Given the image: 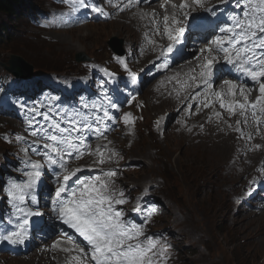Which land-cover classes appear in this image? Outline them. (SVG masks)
Segmentation results:
<instances>
[{
    "label": "snow or ice",
    "instance_id": "1",
    "mask_svg": "<svg viewBox=\"0 0 264 264\" xmlns=\"http://www.w3.org/2000/svg\"><path fill=\"white\" fill-rule=\"evenodd\" d=\"M153 2L117 0L112 5V0H109L110 5L120 12L132 11L145 4L150 7ZM61 3L69 8L70 13L85 10L104 12L100 7H93L89 0H61ZM172 7L175 11L163 16L162 29L154 14L150 21L156 25V31L170 42L167 49L160 52L165 68L168 67V59L175 62L176 57L185 58L187 41L193 36L202 37L200 43L204 45L191 53L196 65L188 88L196 91L183 99L177 96L181 110L191 113L194 105L188 101H194L199 106L198 111L212 108L217 123L231 128L223 120L222 113L215 110L214 105L218 103L229 118L234 115L243 118L236 121L234 129L241 138H245V134L240 125H248L249 116L259 134L264 125V0H220L219 5L212 6H208V0H184L178 7L175 4ZM198 9L203 11H196ZM119 64L129 82L137 83L138 73L125 60H119ZM156 64L154 61L152 67L156 68ZM225 66H229V74L235 79L223 80L221 90H215L214 84L219 80L218 68ZM196 69H199L198 74ZM104 71L108 79L96 85L95 99L82 90L68 98L47 97L39 102L34 97L20 99L23 93H13L15 99L6 101L24 113L27 135L6 140L9 144L24 146L20 148L19 166L14 169L17 175L10 173L4 185H0V192L11 210L7 224L14 226L0 232V242L20 246L33 233L48 230L71 243L72 247L61 250L76 253L71 257L74 264H167L170 257L163 234H149L147 231L153 213L149 212L140 223L131 219L127 210L120 207L128 203V198L117 186L119 168L102 167L105 164L118 165L120 153L108 147L112 143L110 140L107 144L92 147L93 139L107 140V133L114 130L116 121L120 119L116 113L123 93L119 91L118 82L109 84L116 74L108 69ZM249 81L255 87H245ZM131 115L123 114L125 125L132 122ZM156 128L161 131L159 120ZM200 130L203 131V125ZM246 139L250 141L252 135L249 133ZM253 147L260 149L261 145ZM85 155L95 157L92 166L87 169L71 166L70 161L80 160ZM33 156L40 159L33 160ZM85 170H98L99 174L90 178L78 175ZM44 176L51 179V187L42 180ZM41 185L46 191L41 189ZM41 199L45 201L43 207L47 211L33 209V205L40 206ZM132 211L143 214L142 203L138 201ZM66 229H71L80 242H76ZM59 244L60 241H55L51 247L57 248Z\"/></svg>",
    "mask_w": 264,
    "mask_h": 264
},
{
    "label": "rangeland",
    "instance_id": "2",
    "mask_svg": "<svg viewBox=\"0 0 264 264\" xmlns=\"http://www.w3.org/2000/svg\"><path fill=\"white\" fill-rule=\"evenodd\" d=\"M34 1L24 0L17 17L0 13L2 72H9L12 55L23 57L33 66V73H47L50 69L62 73L72 71L85 56L90 59L108 57L113 51L112 37H116L120 47L125 46L126 36L131 34L134 38L132 25L123 21L91 24L87 28L67 30V33L38 31L26 20V14L38 7V4L30 7ZM36 1L44 3V0ZM120 27L125 29L124 34L120 33ZM4 124L0 120V132ZM153 145L154 140L147 136L140 141L135 152L146 160V164L131 175L141 179L150 175L163 177L166 213L161 221L170 224L181 235L178 245L184 264H262L264 240L253 238L263 235L259 230H253L257 223L252 225L254 222L245 217L252 226L238 220L229 224L231 211L226 201L220 162L213 163L215 158H206L205 148L189 145V141L181 142L175 137L161 142L156 149ZM5 150H8L7 145L0 141V156ZM225 218L228 221L224 224Z\"/></svg>",
    "mask_w": 264,
    "mask_h": 264
},
{
    "label": "water",
    "instance_id": "3",
    "mask_svg": "<svg viewBox=\"0 0 264 264\" xmlns=\"http://www.w3.org/2000/svg\"><path fill=\"white\" fill-rule=\"evenodd\" d=\"M113 41L111 43L114 42ZM114 50L121 53V49L118 46H114ZM11 66L9 67V71L15 74L16 76L21 77H31L32 76V66L28 65L23 58L19 56H12V60L10 61Z\"/></svg>",
    "mask_w": 264,
    "mask_h": 264
},
{
    "label": "bare ground",
    "instance_id": "4",
    "mask_svg": "<svg viewBox=\"0 0 264 264\" xmlns=\"http://www.w3.org/2000/svg\"><path fill=\"white\" fill-rule=\"evenodd\" d=\"M124 23V22H123ZM127 25V24H126ZM90 26V24H88V25H86L85 26V28H87V27H89ZM94 30V29H93ZM124 28L122 29V27H120V33L121 34H124ZM98 32V31H97ZM65 33H67L66 31H65ZM92 33H93V31H92ZM132 36H131V34L130 35H128V36H126V40L127 41H133L134 40V38H131ZM62 40H64V39H62ZM88 94V93H87ZM205 151V157L206 158H208L209 160L210 159H214L218 154H219V149L216 147V146H214V147H212V148H207V149H205L204 150ZM182 161V160H181ZM139 164H140V162L139 161H137ZM12 166V165H11ZM179 167V166H178ZM144 176V175H143ZM3 200H5L4 198H2V202H3ZM1 202V203H2ZM6 206H9V204L8 205H6ZM33 208L35 207V205H33L32 206ZM225 210V209H224ZM229 213V212H228ZM226 217H227V215H226ZM230 218L232 219V220H229V224L231 225L232 223H234V220L236 221V220H238L239 221V218L237 217V214H232L231 213V216H230ZM223 221H224V224L228 221V219H223ZM216 223V222H215ZM233 225V224H232ZM194 227V226H193ZM209 229V228H208ZM202 233V232H201ZM210 233V232H209ZM205 236V235H204ZM16 261H18V260H16ZM18 264H21V263H18ZM27 264H31V262L29 261V263H27Z\"/></svg>",
    "mask_w": 264,
    "mask_h": 264
},
{
    "label": "trees",
    "instance_id": "5",
    "mask_svg": "<svg viewBox=\"0 0 264 264\" xmlns=\"http://www.w3.org/2000/svg\"><path fill=\"white\" fill-rule=\"evenodd\" d=\"M23 1L24 0H0V13L9 16H18ZM6 30V28L3 29V31Z\"/></svg>",
    "mask_w": 264,
    "mask_h": 264
}]
</instances>
